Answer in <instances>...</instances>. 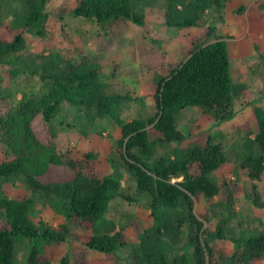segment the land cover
<instances>
[{
	"label": "trees",
	"instance_id": "16d2710c",
	"mask_svg": "<svg viewBox=\"0 0 264 264\" xmlns=\"http://www.w3.org/2000/svg\"><path fill=\"white\" fill-rule=\"evenodd\" d=\"M152 2L78 0L72 13L101 28L117 21L142 26L143 16L136 7ZM49 3L50 0H0V29L8 30L9 35L0 37V65L23 61L29 53L28 35L41 38L48 35ZM224 7V0H166V22L177 29L200 27L206 24L202 16ZM57 59L62 57H43L41 63L17 70L50 82L48 92L35 100L20 101L7 114L4 125L0 118L4 142L13 157L0 166V181L22 180L38 196L35 197L38 202L0 197V264H16L14 253L19 241L30 244L27 264H88L85 259L71 257L76 248L96 254H116L130 243L137 244L135 251L146 264L187 261L201 264L205 251L214 252L221 241L227 240L242 250L246 262L264 259V228L260 232L236 233L231 226L236 218L232 198L216 200L220 190L212 174L226 161L224 148L213 143L210 136L205 146H185L188 136L177 126L181 114L191 108L212 119H225L223 114L237 90L226 41L194 42L184 62L162 60L152 65L150 70L156 80L152 99L157 113L146 121L128 123L122 121L121 113L132 98L109 89V84L102 80L101 65L87 56H82L80 63L65 61L62 65ZM64 103L85 112L91 127L103 118L118 125L121 138L117 155L122 163H114L113 172L101 173L96 162H90L91 154L86 160H79L72 151L58 150L37 138L32 128L34 119L40 116L46 124H52ZM231 115L232 111L228 118ZM255 116L257 130L253 142H247L243 150L247 151L244 166L250 170L252 179L259 180L264 172V110L257 108ZM153 132L159 143H177L179 147L172 156L149 164L146 159L153 155L158 142L153 139ZM52 167L68 170L72 178L44 184L43 178ZM122 169L135 179L138 195H145L151 203V213L145 220L129 214L118 223L108 218L111 202L122 196ZM180 177L181 182H172ZM252 200L256 202L255 198ZM199 203L205 205V213L199 211ZM48 205L61 217L56 226L43 216L37 217L39 213L44 215ZM36 206L40 211L35 215ZM213 221L216 231L208 232L206 239L201 238L203 222ZM128 229L137 235V241L123 240ZM60 245H66L69 253L56 263L47 250ZM228 264H234V258Z\"/></svg>",
	"mask_w": 264,
	"mask_h": 264
},
{
	"label": "rangeland",
	"instance_id": "374dc122",
	"mask_svg": "<svg viewBox=\"0 0 264 264\" xmlns=\"http://www.w3.org/2000/svg\"><path fill=\"white\" fill-rule=\"evenodd\" d=\"M77 1L50 0L48 35L43 38L28 35L29 53L23 61L0 65V118L3 125L7 114L17 108L20 101L35 100L48 92L50 82H44L29 72L17 71L27 64L41 63L43 57L60 55L62 59H57V63L62 65L65 61L80 63L82 56H87L101 65L104 70L102 80L109 84V89L132 98L124 104L121 113L122 121L128 123L146 121L157 113L152 99L156 82L150 70L152 65L162 60L182 63L194 42L207 44L222 39L228 43L231 74L237 86L230 107L223 114L225 119H212L197 108H191L181 114L177 126L188 136L183 143L185 146H205L208 136L213 143L222 145L226 161L212 174L220 190L216 200L232 198L236 218L231 226L236 233L239 230L260 232L264 228V172L259 180L250 177V170L244 166L247 151L243 149L247 142H253L257 130L255 110H264V0H224L225 7L220 11L202 16L205 25L187 29L167 24L166 0H153L151 4L136 7L137 13L143 16L142 26L130 21H117L104 28L75 16L72 9ZM0 37H9L8 30L0 29ZM32 128L41 142L61 151L70 150L76 159L86 160V156L91 154L93 159L90 162H96L101 173L113 172V164L122 163V158L117 155L121 131L109 118L97 119L91 127L85 112L64 103L52 124H46L37 116ZM153 133V139L158 141V136ZM159 142L153 155L146 159L149 164L172 156L179 147L177 143ZM12 158L4 142V131L0 129V166ZM120 177L122 196L111 202L108 218L116 223L127 214L140 220L147 219L151 213L149 199L138 195L135 179L126 170L122 169ZM71 178L68 170L52 167L44 176L43 183L64 182ZM174 180L181 182L183 178ZM0 197L38 202L35 198L38 196L19 179L0 181ZM197 206L200 212L205 213L204 204ZM37 211H40L39 206H36L35 215ZM43 213L37 217L43 216L52 222L51 225L56 226L61 219L53 206H46ZM203 225L200 236L206 239L207 233L215 232L217 226L215 221L203 222ZM137 238L132 229L123 233L126 242L137 241ZM221 242L214 252L205 251L201 264H228L231 258H234V264H264V259L246 262L242 250H237L233 242ZM136 245L130 243L116 254H96L76 248L71 257L85 259L88 264H146L135 251ZM47 253L53 262L59 263L69 251L66 245H60L49 247ZM29 254L30 244L19 241L14 253L15 263L27 264Z\"/></svg>",
	"mask_w": 264,
	"mask_h": 264
},
{
	"label": "built area",
	"instance_id": "2783aa9c",
	"mask_svg": "<svg viewBox=\"0 0 264 264\" xmlns=\"http://www.w3.org/2000/svg\"><path fill=\"white\" fill-rule=\"evenodd\" d=\"M172 182L174 183V182H175V180L173 179V180H172Z\"/></svg>",
	"mask_w": 264,
	"mask_h": 264
}]
</instances>
